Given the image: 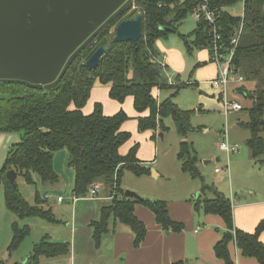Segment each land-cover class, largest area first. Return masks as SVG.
I'll return each instance as SVG.
<instances>
[{"label": "trees", "instance_id": "16d2710c", "mask_svg": "<svg viewBox=\"0 0 264 264\" xmlns=\"http://www.w3.org/2000/svg\"><path fill=\"white\" fill-rule=\"evenodd\" d=\"M240 0H211V5L222 7L219 16L221 33L225 46L229 45L235 30L242 19V32L235 48L232 67L241 73L245 80L255 81L252 91L242 93L252 99L248 108V120L245 123L251 136L246 141L251 155L259 159L264 153V13L261 10L264 0H245L243 17H234L224 10L225 7ZM141 11L142 36L137 41L114 42L109 29L115 23L126 19L128 7L122 10L70 64L62 78L49 89L37 87L20 81L0 82V132L19 134L17 143L8 149L0 168V186L3 189L6 208L19 218H42L55 222L50 209L41 206L44 202L35 193V204L27 202L21 194L13 190L6 177L8 169H14L27 183L55 184L59 176L53 166V154L60 149L68 151V166L74 171L72 193L83 196L93 181L103 183L105 189L113 194L109 203L100 208L99 219L91 222L92 239L99 245L110 224L116 222L127 225L133 233V246L139 247L146 234L144 223L135 215V205L147 207L158 225L165 230L181 231L183 225L173 221L167 211L164 200L146 198H126L120 188V179L125 171L140 176L149 173L146 166L138 164L137 147H132L125 155L118 151L129 138V133L120 131V125L128 117L123 111L106 116L101 105L96 104L90 114H84L82 108L87 102L90 89L95 81L109 84V96L122 102L132 96L133 106L139 113L138 130H164L163 119L171 117L176 133L185 137L192 127L190 118L193 110H184L170 98L158 101L152 89L162 82V73L157 67L160 58L154 43L160 37L176 31L175 23L191 14L194 0H136ZM172 15L173 19H168ZM128 18V17H127ZM162 27H166L162 30ZM192 39L188 41V37ZM188 52L207 45L205 26L197 23L194 31L180 36ZM109 48L100 58L97 66L90 69L85 61L102 44ZM163 88V87H162ZM192 145L183 140L179 144L178 159L181 170L191 177L199 178L196 157ZM35 178V179H34ZM115 178V179H114ZM115 183V187L113 184ZM205 186V185H204ZM210 188V187H208ZM214 198L197 199L194 207L203 213L216 214L225 223V231L214 244L213 251L225 264H234L228 251L229 242H234L242 255L254 257L264 264V243L260 233L264 230L261 220L253 232H246L233 226L232 204L215 188ZM13 232L8 252L14 250L29 233V227L18 228L13 224ZM69 252L68 243L53 242L43 237L35 243L31 254L24 263H8L0 258L2 264H40V257H55ZM181 264V263H174Z\"/></svg>", "mask_w": 264, "mask_h": 264}, {"label": "rangeland", "instance_id": "374dc122", "mask_svg": "<svg viewBox=\"0 0 264 264\" xmlns=\"http://www.w3.org/2000/svg\"><path fill=\"white\" fill-rule=\"evenodd\" d=\"M224 10L234 17H241L243 5L238 1L225 7ZM261 10L264 13V2ZM141 11L136 0H132L124 16L128 19L136 14L141 15ZM169 18L173 19V16L169 15ZM118 23L111 26L109 30L110 36H114ZM195 24V19L191 14L185 16L181 21L175 23L176 31L160 37L159 41L154 43L155 50L159 54H162V47L177 49L182 52L181 55L184 59L183 65L177 69L180 77L177 75V78L175 77L172 83L166 82L164 69L158 62L161 58L157 57L156 63L162 73V82L158 87L170 86L178 88V91L173 93V95L171 94L173 89L159 91V98L157 99L164 100L171 97L172 102L184 110H193L190 118L192 130L187 133V140L185 139V141L192 145L195 152L196 166L201 179L194 178L193 180L189 176L186 177L195 186H198V189L202 185L215 188L225 197L230 198L233 205L237 201L247 200L252 202L259 199L264 200V153L261 158L254 159L246 144V141L251 136L250 129L245 126V123L248 120L247 108L252 104V100L239 95L241 92L246 91L243 88V82L230 83L227 97L238 101L243 106V109L230 114L228 119L225 118L223 101L220 98L221 95L219 96V90L215 89L208 81V83L206 82L210 78L209 72L197 73L198 67L196 65L198 66L199 63L197 64L195 58L199 49L194 48L191 52H188L183 39L180 37L181 35L191 34L196 27ZM191 39L192 37L189 36L188 41ZM165 68L175 75L176 72L169 66H165ZM250 81L253 80H245L244 83L247 87L252 85ZM198 108L201 110L198 111ZM262 117L264 118V109ZM164 124L166 128L165 135L162 138L156 136V143L159 145L160 154L162 155L160 167L165 173L169 172L173 176V173L179 170L177 153L181 139L176 133L170 117L165 119ZM226 128L227 136H225V139L227 138L230 143L237 145V151L230 153L228 156L218 148V144L222 140L223 130ZM262 135L264 137V133ZM67 154L68 151L66 149H60L54 153L53 166H55L54 169L60 177L61 186L59 188L55 184H52V186H49V184L42 185L35 178V183H27L21 175H17L15 180L18 192L30 204H35V193L37 192L38 196L44 200L41 206L51 210L53 218L56 220L55 222L42 218H19L6 208L3 190L0 186V252L3 251L5 254L8 252L14 223H17L20 229L26 225L29 227L28 235L14 250L9 252L11 261L27 259L32 252L34 244L47 236L50 241L68 243L69 252L54 258L42 256L43 261L48 260L54 262L53 264H69L68 258L71 257V264L107 263L108 257L104 252H98L100 250V248H97L99 245H96L92 239L93 227L91 222L99 219L101 206L109 202L101 201L98 197L91 198L89 196H82L75 202L71 201V197L74 195L72 193L74 174L67 164ZM204 160L209 162L205 163ZM226 160H228V168H223L221 173L215 172L214 168L223 167ZM220 175L225 178L220 179ZM161 180L164 181V184L160 187L163 193L183 187V184L177 178L169 176V179L161 178ZM136 182L134 174L127 172L120 179L119 185L120 188H126L125 186L132 187ZM209 189H204L205 196L214 197L212 189ZM100 194L101 196L109 195L111 194V189H102ZM46 195L49 198H46ZM58 196L63 197L62 202L56 200ZM198 209L201 214L203 211L200 208ZM68 224H70L69 227Z\"/></svg>", "mask_w": 264, "mask_h": 264}, {"label": "crops", "instance_id": "0c3cea01", "mask_svg": "<svg viewBox=\"0 0 264 264\" xmlns=\"http://www.w3.org/2000/svg\"><path fill=\"white\" fill-rule=\"evenodd\" d=\"M156 41L158 42L159 39ZM196 49H199V51H197L198 55L195 58L197 64L199 63L198 66L196 65V67H198L197 73L203 74L204 71L209 72L210 78L206 80V82H209L217 74V65L210 60V52L207 46ZM181 54L182 52L177 49L162 47V55L164 56L163 63L166 67L169 66L176 72V78L177 75L179 76L177 69L184 63ZM244 82L243 88L247 92L254 89L255 81H250L252 85L248 87ZM109 89V84L95 81L90 89L87 102L82 108V112L84 114H90L94 106L99 104L101 105L102 113L106 116L114 115L119 111H123L127 115L128 118L120 125V131L129 133V138L119 147L118 151L121 155H125L132 147L136 146L135 156L138 160V164L148 167L149 173L140 176L134 174L137 182L132 187H122L123 191L129 189L137 194L139 193L141 198L164 200L167 204L169 217L173 221L181 223L183 229L181 231L162 229V227L156 223L154 214L147 207L142 204H136L134 211L135 215L146 227L145 238L141 245L139 247H134V236L130 228L125 224L116 222L114 226L110 224L108 231L102 235L99 246L97 247L100 248L98 252H104L108 257L106 264H225L223 260L215 256L213 251L214 244L220 239L222 233L226 229L224 221L216 214H206L203 212L200 214L198 211L199 209L194 207V203L197 199L214 198L205 196L204 189H209L208 186L202 185L200 189H198V186H195L186 176H189L193 180L194 177H191L181 170L178 158L179 170L175 171L173 176H171L169 172L165 173L160 167L162 155L160 154L159 145L156 143V136H160L159 133H162V136H160L162 138L163 135H165L166 128H164V130L158 128L155 131H139L137 118L138 116L147 115L148 111L142 113L137 112L133 106L132 96H127L122 102L111 98L109 96ZM164 89H173L172 95L178 91L176 87L165 86L163 88L154 87L152 92L154 95L156 94V98H159L158 92ZM239 95L249 98L242 92ZM251 105L248 108H250ZM197 110L200 111L201 109L198 108ZM166 118L163 119V124ZM186 136L187 134L185 137L179 136V138L181 141L187 140ZM18 140L19 134L15 132H0V168L6 158L9 147L17 143ZM54 156L53 154V163ZM204 162L208 163L209 161L204 160ZM69 168L71 167L69 166ZM127 172L133 174L131 171H125L123 175ZM169 176L179 179L183 187L163 193L160 187L164 184V181H162L161 178L169 179ZM219 178L224 179L225 177L220 175ZM55 186H57V188L61 186L60 177L58 182L55 183ZM196 192L198 193L196 194ZM230 195L232 194L230 193ZM99 200L110 201L104 198H99ZM231 204L233 226L237 229L253 232L258 223L264 220V200L259 199L252 202L247 200L237 201L234 205L233 203ZM69 226L70 224H68V227ZM259 238L264 243V230L260 233ZM228 251L234 264H260L254 257L242 255L241 250L236 247L234 242H229ZM4 256L8 263L16 262V260L11 261L9 252L6 254L3 251L0 252V258L3 259ZM68 259L69 264H71V257ZM19 261L17 260V262ZM39 263L53 264L54 262L48 260L43 261V257H40Z\"/></svg>", "mask_w": 264, "mask_h": 264}, {"label": "water", "instance_id": "95a60500", "mask_svg": "<svg viewBox=\"0 0 264 264\" xmlns=\"http://www.w3.org/2000/svg\"><path fill=\"white\" fill-rule=\"evenodd\" d=\"M131 2L132 0H0V81H20L37 87L43 86L45 89L56 85L73 58L97 33L93 32L77 48L87 36L82 31L89 27L87 20L92 19L99 24L106 19L102 25L104 27ZM141 21L140 14L122 20L118 23L112 40L137 41L142 36ZM161 29L165 30L166 27ZM108 48L109 43L98 46L85 61V65L94 69ZM159 135L162 136V133ZM16 176L14 169L6 171L13 190H16ZM124 195L126 198H141L129 189L124 190ZM26 260L19 262L24 263Z\"/></svg>", "mask_w": 264, "mask_h": 264}, {"label": "built area", "instance_id": "2783aa9c", "mask_svg": "<svg viewBox=\"0 0 264 264\" xmlns=\"http://www.w3.org/2000/svg\"><path fill=\"white\" fill-rule=\"evenodd\" d=\"M186 0H180V2H185ZM195 5L192 8L191 15L194 17L195 22H202L205 26L206 37H207V48L210 52V60L214 62L218 67L217 75L209 81V83L217 90H219V96L223 101V114L226 119L228 116L234 112L243 109V106L234 99H228V88L230 83L244 82V76L241 73H237L232 67V59L234 55L235 48L238 44L240 34L242 32V19L239 26L235 30L234 36L230 39L229 45L225 46L224 38L221 33V27L219 24L220 11L222 9L211 5V0H194ZM245 0H240L244 6ZM243 17V14L241 15ZM161 59L158 60L161 67L164 69V75L166 76V82L172 83L175 78L174 73H170L163 63L164 56L161 54ZM227 136V128L223 130L222 140L218 144V148L226 153L228 156L232 152L237 151V145L229 142V139H225ZM223 168H228V160H226L223 167H215V172L220 173L223 171ZM115 179V178H114ZM115 187V183L113 184ZM102 189H105L104 185L100 181H93L90 183L87 192L83 196H89L91 198L98 197L111 200L113 194L106 195L105 197L101 196ZM100 194V195H99ZM82 197V196H80ZM77 195L71 197V201L75 202L78 198ZM46 198H49L46 195ZM58 202L63 200V197L58 196L56 198ZM0 264H2L0 262Z\"/></svg>", "mask_w": 264, "mask_h": 264}, {"label": "flooded vegetation", "instance_id": "af4514ba", "mask_svg": "<svg viewBox=\"0 0 264 264\" xmlns=\"http://www.w3.org/2000/svg\"><path fill=\"white\" fill-rule=\"evenodd\" d=\"M130 4H131V3H130ZM130 4H129V5H130ZM129 5H128V6H129ZM128 6H126L125 8H127ZM125 8H124V9H125ZM124 9H122V10H124ZM122 10H121V11H122ZM121 11H119V13H120ZM119 13H118V14H119ZM118 14H117V15H118ZM117 15H116V16H117ZM116 16H115V17H116ZM115 17H113V18L110 20V22H109L106 26H104V27H102V25H103V23H104V21H105L106 19H105L103 22L99 23V24H96V22L93 21L92 19H90V20L88 19V20H87V23H88V26H89V27L82 29L83 32L87 33V36H86V37L80 42V44L77 46V48H78L83 42H85V41H86V40L92 35L93 32L97 31V33H96V35H95V37H96L100 32H102V31H104L106 28H108V26L110 25L111 21H112ZM100 27H102V28H100ZM99 28H100V30H99ZM109 30H110V29H109ZM95 37H94V39H95ZM94 39H93V40H94ZM93 40H91L90 42H88V43L86 44V46L83 47V48L81 49V51L79 52V54H80L85 48H87V47H91V44H92V41H93ZM77 48H76L75 50H77ZM75 50H74V51H75ZM74 51H73V52H74ZM71 54H72V53H71ZM71 54H70V55H71ZM79 54H78V55H79ZM70 55H69V56H70ZM78 55H77V56H78ZM69 56H68V57H69ZM77 56H76V57H77ZM76 57H74L73 60H74ZM73 60H72V61H73ZM0 82H3V81H0Z\"/></svg>", "mask_w": 264, "mask_h": 264}]
</instances>
